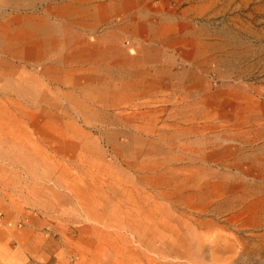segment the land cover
I'll use <instances>...</instances> for the list:
<instances>
[{
  "label": "rangeland",
  "instance_id": "rangeland-1",
  "mask_svg": "<svg viewBox=\"0 0 264 264\" xmlns=\"http://www.w3.org/2000/svg\"><path fill=\"white\" fill-rule=\"evenodd\" d=\"M94 1L0 0V264H264V0Z\"/></svg>",
  "mask_w": 264,
  "mask_h": 264
},
{
  "label": "crops",
  "instance_id": "crops-1",
  "mask_svg": "<svg viewBox=\"0 0 264 264\" xmlns=\"http://www.w3.org/2000/svg\"><path fill=\"white\" fill-rule=\"evenodd\" d=\"M95 0L88 8L83 10L81 20L79 22V29L83 32H94L96 28L100 26H105V24H109L111 21V25L108 27V32H113L117 37L122 35H127L131 37V39H136L138 41L137 46H142L145 48L144 44L145 39H143V35H141L142 30H150L152 26H144L141 24V13L139 7V0ZM125 18L126 20L119 21V19ZM101 41V40H100ZM140 41L142 42L140 44ZM102 42H106L103 40ZM153 42V40H152ZM136 47V46H135ZM109 51L104 49L101 51L100 55H107ZM138 52V50H137ZM115 54V53H114ZM117 56V55H115ZM90 73H107V69L92 67L88 69ZM114 74L125 75L127 83H130V77H136L142 73L140 68H121L115 69L112 71ZM2 233H0V237ZM55 264H63L56 260Z\"/></svg>",
  "mask_w": 264,
  "mask_h": 264
},
{
  "label": "built area",
  "instance_id": "built-area-1",
  "mask_svg": "<svg viewBox=\"0 0 264 264\" xmlns=\"http://www.w3.org/2000/svg\"><path fill=\"white\" fill-rule=\"evenodd\" d=\"M23 224L24 223L22 221H19L18 223L15 224V226L17 228H21ZM3 226L11 227L12 226V223H10V222H4L3 221V218L0 217V227H3Z\"/></svg>",
  "mask_w": 264,
  "mask_h": 264
}]
</instances>
